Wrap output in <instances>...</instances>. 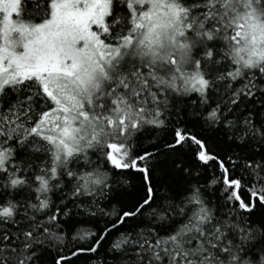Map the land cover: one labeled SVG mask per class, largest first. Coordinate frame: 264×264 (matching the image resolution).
<instances>
[{
    "label": "snow or ice",
    "instance_id": "snow-or-ice-1",
    "mask_svg": "<svg viewBox=\"0 0 264 264\" xmlns=\"http://www.w3.org/2000/svg\"><path fill=\"white\" fill-rule=\"evenodd\" d=\"M0 264H264V0H0Z\"/></svg>",
    "mask_w": 264,
    "mask_h": 264
}]
</instances>
